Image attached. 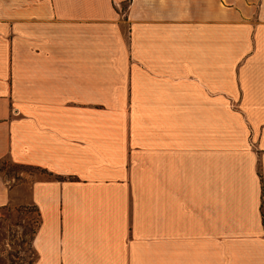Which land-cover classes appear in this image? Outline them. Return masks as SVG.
Instances as JSON below:
<instances>
[{
    "label": "crops",
    "instance_id": "0c3cea01",
    "mask_svg": "<svg viewBox=\"0 0 264 264\" xmlns=\"http://www.w3.org/2000/svg\"><path fill=\"white\" fill-rule=\"evenodd\" d=\"M3 162L32 264H264V0H0Z\"/></svg>",
    "mask_w": 264,
    "mask_h": 264
},
{
    "label": "rangeland",
    "instance_id": "374dc122",
    "mask_svg": "<svg viewBox=\"0 0 264 264\" xmlns=\"http://www.w3.org/2000/svg\"><path fill=\"white\" fill-rule=\"evenodd\" d=\"M31 172L39 174L27 167L0 163L1 176L11 182V191L17 192L14 203L0 211V264H32L35 260L31 240L38 218L33 207L23 204L27 196L25 173Z\"/></svg>",
    "mask_w": 264,
    "mask_h": 264
}]
</instances>
